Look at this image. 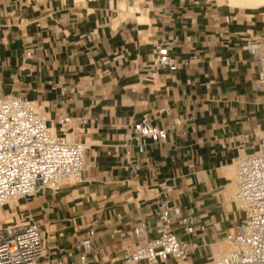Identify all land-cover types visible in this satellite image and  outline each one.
I'll use <instances>...</instances> for the list:
<instances>
[{"label":"crops","instance_id":"1","mask_svg":"<svg viewBox=\"0 0 264 264\" xmlns=\"http://www.w3.org/2000/svg\"><path fill=\"white\" fill-rule=\"evenodd\" d=\"M230 1L0 0V93L35 100L56 128L66 114L88 119L74 131L87 143L84 181L26 201L46 240L40 264L78 262L74 243L87 236L105 264L124 252L135 221L156 225L164 198L207 225L185 236L199 244L194 261L240 223L234 165L264 133V88L248 50L264 45V6ZM163 42L179 66L151 76ZM144 117L169 134L141 152L132 125Z\"/></svg>","mask_w":264,"mask_h":264},{"label":"built area","instance_id":"2","mask_svg":"<svg viewBox=\"0 0 264 264\" xmlns=\"http://www.w3.org/2000/svg\"><path fill=\"white\" fill-rule=\"evenodd\" d=\"M248 50L259 67L255 86L260 91L264 88V45L252 41ZM26 56L32 57L34 52L28 50ZM178 66L170 45L157 44L149 74ZM87 121L83 115L66 114L56 128L35 100L0 93V209L8 199L29 198L43 189L84 181L87 143L76 139L74 131ZM180 122L174 118L172 126ZM168 134V127L148 117L132 125V138L141 152L147 140L164 141ZM133 168L138 173L142 166L137 162ZM235 180L233 201L242 218L223 237L232 244L231 251H214L205 260L194 261L191 255L199 244L185 236L204 232L207 225L197 222L193 208L184 209L164 198L156 211V225L146 219L135 221L125 236L124 252L104 260L105 264H264V133L254 150L237 160ZM26 217L30 221L0 227V264H40L45 256L46 240L40 224L31 215ZM92 244L91 236L74 243L78 262L57 258L48 264H102L92 259Z\"/></svg>","mask_w":264,"mask_h":264},{"label":"bare ground","instance_id":"3","mask_svg":"<svg viewBox=\"0 0 264 264\" xmlns=\"http://www.w3.org/2000/svg\"><path fill=\"white\" fill-rule=\"evenodd\" d=\"M232 2H235V4L237 3V5H238V3H243V5H244V3H246V5H248V4H251L252 6H255V7H257V6H260V5H263L264 6V0H231ZM230 1V2H231ZM229 2V1H228ZM248 3V4H247ZM233 4V3H232ZM245 6V5H244ZM235 169V168H234ZM236 185V184H235ZM236 188H237V186H236ZM17 199V198H16ZM16 199H8L6 202H5V204H4V206L0 209V219L4 216L5 217V215L8 213V212H10L11 211V209L12 208H15L16 206H18L19 204H20V202L18 201V200H16ZM25 204V203H24ZM23 204V205H24ZM4 207H6L5 208V210H4ZM15 217H11V216H9V217H6V221L7 222H5V223H0V227H9L10 225H11V221L14 219ZM16 219H17V217H16ZM224 242H227V241H223L222 240V242H219V243H215L214 245H213V249H214V251H215V253H217L218 251H220V252H229V251H231L232 249H233V246L232 245H229V246H227V244H225Z\"/></svg>","mask_w":264,"mask_h":264},{"label":"rangeland","instance_id":"4","mask_svg":"<svg viewBox=\"0 0 264 264\" xmlns=\"http://www.w3.org/2000/svg\"><path fill=\"white\" fill-rule=\"evenodd\" d=\"M224 1V0H222ZM237 162V161H236ZM236 167V163L234 165V168ZM234 177H235V169H234ZM236 192V186L233 187V195L234 193ZM30 198V197H29ZM29 198H17L16 200H18L20 202V204L18 206H16L15 208H12L10 212H8L5 217L3 216L0 220H3L5 219L6 220V217H15L12 221H11V225L12 224H15V223H23V222H27V221H30V219L28 217H26V212H24V209L25 207L27 206L26 204V201L29 199ZM23 203H25V206L23 205ZM6 207H4V210H5ZM17 217V219H16ZM7 222V221H6ZM0 223H4V222H0ZM10 225V226H11ZM225 244H227V246L229 245H232L228 242H224ZM229 244V245H228ZM207 253H205V257H207Z\"/></svg>","mask_w":264,"mask_h":264}]
</instances>
